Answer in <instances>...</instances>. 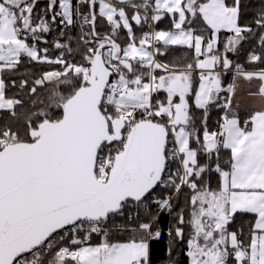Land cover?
I'll use <instances>...</instances> for the list:
<instances>
[{
    "label": "snow or ice",
    "instance_id": "6c2138e0",
    "mask_svg": "<svg viewBox=\"0 0 264 264\" xmlns=\"http://www.w3.org/2000/svg\"><path fill=\"white\" fill-rule=\"evenodd\" d=\"M38 4L0 0V264H264V0Z\"/></svg>",
    "mask_w": 264,
    "mask_h": 264
},
{
    "label": "trees",
    "instance_id": "16d2710c",
    "mask_svg": "<svg viewBox=\"0 0 264 264\" xmlns=\"http://www.w3.org/2000/svg\"><path fill=\"white\" fill-rule=\"evenodd\" d=\"M245 2H248V0H245ZM259 2V0H251V3H252V6L254 7L257 3ZM46 3H47V0H39V4L37 6V10H39L40 8H43L46 6ZM251 15H252V7L249 8V12H248V16H246V19H250L251 18ZM169 24V21L167 19H164L162 22L159 23V27L160 28H165L166 26H168ZM77 30L76 29H73V33L75 34ZM56 35L55 32H53L50 36H49V40H51L54 36ZM249 45L248 44H245L244 45V48H248ZM187 50L186 49H183V48H175V49H172L169 51L168 55H166L165 57H162L161 59L165 60V61H168V60H172V59H176V58H181L185 55H187ZM244 53H243V50L241 51V53L238 55V56H232V59L234 60H240L241 62H243L244 60ZM27 67V70L28 71H36L37 68L39 66H36V67H30V66H21V71H24L25 68ZM227 80H230V76L229 77H226V81ZM196 117H197V122H199V118H200V112L197 111L195 113ZM219 115H220V112L219 110L217 109H213L211 110L210 112V115H209V119H208V125L210 128L212 127H215L216 126V121L218 120L219 118ZM222 156L224 159H227V153H222ZM164 220L167 219V217H163ZM251 219V216L250 215H245V216H237L236 218V223L239 224L241 223L242 221H247ZM235 226V225H234ZM96 239V238H94ZM160 247L161 245H157L156 246V255L159 256L160 254Z\"/></svg>",
    "mask_w": 264,
    "mask_h": 264
},
{
    "label": "crops",
    "instance_id": "0c3cea01",
    "mask_svg": "<svg viewBox=\"0 0 264 264\" xmlns=\"http://www.w3.org/2000/svg\"><path fill=\"white\" fill-rule=\"evenodd\" d=\"M253 87H255V84H253ZM241 99L243 101L242 108H241V116L242 118H246L247 106H250L253 103V101L248 98L246 92L241 93Z\"/></svg>",
    "mask_w": 264,
    "mask_h": 264
},
{
    "label": "built area",
    "instance_id": "2783aa9c",
    "mask_svg": "<svg viewBox=\"0 0 264 264\" xmlns=\"http://www.w3.org/2000/svg\"><path fill=\"white\" fill-rule=\"evenodd\" d=\"M74 2H75V0H74ZM94 238H96V237H94Z\"/></svg>",
    "mask_w": 264,
    "mask_h": 264
}]
</instances>
